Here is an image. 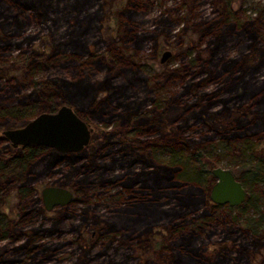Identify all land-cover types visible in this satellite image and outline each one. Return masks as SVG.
Here are the masks:
<instances>
[{
  "label": "trees",
  "instance_id": "16d2710c",
  "mask_svg": "<svg viewBox=\"0 0 264 264\" xmlns=\"http://www.w3.org/2000/svg\"><path fill=\"white\" fill-rule=\"evenodd\" d=\"M59 1L0 0V27L6 30L8 37L14 33L9 21L14 19L17 22L18 14L15 12L31 11L38 17L48 15ZM188 1L191 6L183 11L180 21L182 27L176 32L181 48L180 56L188 60L170 68L166 73H147L143 78L135 75L136 61L132 56L124 54L127 46L136 44L138 37L137 28L130 23V19L117 32V37L108 42L102 54L93 55L89 45L84 46V49L82 44L78 43L79 36L86 32L85 28L79 35L70 30L62 43L54 45V50L60 44L67 50L73 49L65 61L70 62L73 56L77 57V52L82 51V55L88 54L91 65L96 63L101 67L100 64H103V75L93 79L94 81L82 74L68 73L64 70V63L60 64L61 58L54 51L29 48L14 57L10 56L8 62L5 61L7 56L3 60L0 59V77L3 78V83L0 82V126H23L40 112H51L60 105L70 104L85 122L111 127L113 131H110V134L117 131L116 136L104 138L97 147L89 145L78 153H62L40 145L11 147V144L0 136V192L5 188L25 192L30 188L24 187L28 181L36 180L42 174L61 172L62 177L57 179L58 185L72 188L74 200L89 210L88 193L92 181L88 179V171L103 165L101 146L118 144L131 161H139L143 165L142 170L134 172L131 179L132 185L138 184L136 191H133L136 195L132 196L141 205L134 206L129 212H121L125 219L115 215L112 222L115 233L110 235L109 242L119 241L116 235L119 234L120 228L126 229L127 232L139 229L140 236H144L140 239L143 248L149 244L146 240L152 237L153 228L159 227L164 233L160 231L158 234L161 236L157 244L158 257L161 259L158 264L217 263L221 250L195 245L192 240L193 230L176 239L174 236L185 229L178 228L174 231L177 225L174 222L177 220L176 214L172 213L170 216L165 210L158 212L160 204L154 202L162 196L167 201L176 198L174 208L177 207L178 210L173 211L172 208V212H180L181 208L194 207L196 203L202 202L208 209L215 210L222 206L211 203L209 199L214 180L211 169L218 166L216 161L210 159V154L211 149L216 147L231 148L235 144L233 140H238L242 145L237 147L239 160H235L236 164L233 162V168H230L236 179L247 191L264 180V84L254 86L252 75L254 70L264 65V33L258 25V17H235L231 0H207L214 8V16L209 20H203L194 13L195 0H181L180 4L185 6ZM129 4L135 10L139 8L138 0H128L123 9H128ZM77 6L73 7L78 8ZM6 28L11 29L10 34ZM160 31L164 36L169 34L168 29L163 26ZM6 36L0 35V55L5 53L4 49L13 42ZM27 39L31 42L34 36H27ZM229 39H235L243 45L237 58H228L221 54L220 47ZM153 40L158 43L154 37ZM74 48L80 50L75 51ZM54 63L63 69L49 73L54 68ZM67 68L69 69L68 66ZM42 72L45 73L38 75ZM129 75L131 79H127ZM139 79L145 85L144 97L141 98L137 97L136 89L130 90L134 89L132 86ZM174 83L179 88L171 90L169 95L150 98L154 91ZM197 120L206 121L210 129L217 134L219 132L220 140L205 147L206 144L201 143L202 137L191 135L189 131ZM163 126L168 128L166 136L161 132ZM168 126L175 127L177 133ZM120 134H124L126 138L121 140ZM171 134L175 136H170ZM162 150L170 154L168 160L158 156L157 152ZM183 152H186V155L180 157ZM62 162L64 168L58 167ZM176 192H179V195ZM250 199L251 195L248 193L241 205L224 206L228 210L245 211L250 205ZM80 210L85 213L84 209ZM93 210L91 208L86 214V217L90 216L91 221L81 217L82 222L86 224L83 226V233L82 225H78V237H74L73 242L79 243L80 246L72 264H90L91 253L87 246L84 247V233L90 231L95 223L107 225V220L95 217ZM163 212L164 223L157 221L153 225V219L159 217L160 213L164 214ZM68 216L64 210L58 211L51 217L49 226L39 223L37 227L24 233L21 242L17 244L15 242L21 234L11 235L6 229L8 225L0 226V240L10 236L8 244L12 245L0 246V261L17 260L15 255L20 252L25 254L26 259L30 258L29 262L41 264L51 261L58 251L59 243H48L49 241L43 239L53 234H61V223ZM245 220L239 223L247 225L251 222L248 218ZM205 223L206 220L197 221L198 230ZM263 223L264 221L253 222L250 226L251 235L258 240L264 239ZM127 239L129 240L123 239L125 244L132 246L133 239ZM260 247H264V244ZM97 256L98 254L95 255ZM26 259L21 260L23 264H27ZM261 260V264H264V258ZM150 262L146 261L147 264H151ZM140 264H143V261Z\"/></svg>",
  "mask_w": 264,
  "mask_h": 264
},
{
  "label": "rangeland",
  "instance_id": "374dc122",
  "mask_svg": "<svg viewBox=\"0 0 264 264\" xmlns=\"http://www.w3.org/2000/svg\"><path fill=\"white\" fill-rule=\"evenodd\" d=\"M138 1L139 8L137 10L133 9L131 4H129L128 9H123L125 3L127 5L128 0H78V2H75V0H60L54 10H50L47 13L49 16L40 15L38 17L31 11L15 12L18 14L17 22L11 19L9 23H12V30L6 28L8 34L11 33L9 30L14 31L15 34L12 33L9 35L11 38H9V36H6V30L0 27V35L6 36L8 40L13 41L10 46L4 49L5 53L0 55V59L3 60L7 56L5 61L8 62L11 57L18 55L20 51H27L29 48L44 49L46 52L54 51L61 58L60 64L64 63V70H67L72 75L82 74L87 79L94 81L103 75V64H100L101 67L96 63L91 65V59L87 58L88 54L82 55V51L77 52L75 54L77 57L73 56V59L69 60L70 62L65 61V58L70 54V50L73 49L68 48L67 50L60 44L54 50V45L62 43L67 38V33H70V30L76 31L79 35L81 30L83 31L85 28L86 32L79 36L78 43L82 44L84 49H86L84 46L89 45L93 55L102 54L107 48L108 42L117 37V32L130 19V23L137 28L138 37L135 40L136 44L131 43V45L127 46L124 54L132 56V59L136 61L137 72L135 71V75L143 78L147 73H163L164 71L166 73L170 68L186 62L188 59L180 56L181 48L178 45L179 37L176 32L182 27L181 16L183 11L191 6L190 1L185 3V6L180 4L181 0ZM75 5H78V8L73 7ZM194 6V13L199 15L201 19L209 20L214 16V8L207 0H195ZM231 6L233 7V14L237 18L245 16L258 17V25L264 33V0H231ZM162 26L168 29V36H164L160 31ZM156 33L158 34L156 35ZM27 36H34V39L30 42ZM153 37L158 40V43L154 42ZM242 47L243 45L237 40L229 39L224 46L220 47V51L222 50V56L237 58ZM74 50L80 49L74 48ZM165 51H169L170 56L161 62L160 59ZM113 56H115V53ZM245 61L248 62L247 60ZM0 66L2 67L1 62ZM59 66L54 63V68L49 73H53L56 70L60 72L63 67ZM67 66L71 71H69ZM129 70L133 69L129 68ZM129 72L134 73L132 71ZM44 73L42 72L38 75H43ZM130 75L127 76V79H131ZM252 75L254 86L264 84V65L254 70ZM0 82L3 83V78L1 77ZM148 84L151 85V82ZM144 86V83L139 79L133 84L132 87L134 89L130 88V90L135 91L136 89L137 97L141 98L144 97ZM178 88L176 83L168 86L166 84L163 89L151 93L150 98H162L169 95L171 90ZM208 88H211V86H208ZM240 92L241 90L238 93ZM61 106L70 107L75 111L70 104L60 105L56 110ZM86 123L93 131L87 146L97 147L99 143L104 141V138L117 135V131L110 134V131H113L111 127H103V124ZM18 127L0 126V136L4 137L2 131ZM168 127H171L177 133L175 127ZM167 130V126H163L161 129V132L164 133L163 136L167 135L165 133ZM189 132L194 137H202L201 143H205V147H209L210 144L220 140L219 132L217 134L210 129L206 121L197 120L195 124H192ZM123 135L120 134L121 140L126 138ZM170 136L175 135L171 134ZM6 141L8 140L6 139ZM232 142L235 144L231 148L216 147L211 149L212 151L210 150V159L216 161L219 167L232 169L233 162L236 164L235 160H239L237 158L239 153L237 147L242 145L238 140H233ZM117 145L112 143L107 146H101L103 165L98 169L93 168L88 171V179L92 181L88 193L89 210L86 207H82V203L74 200V198V201L63 207L57 206L51 211L44 209L40 194L42 188L59 186L57 179L62 177L61 172H52L46 175L42 174L36 180L28 181L24 187L30 188L25 192H18L15 189L9 190L8 188L0 192V226L8 225L6 229L11 235L21 234L15 242L17 244L21 242L24 233L37 227L39 223H45L43 226H49L55 213L66 211L69 216L61 223V234H53L43 239V241H49L48 243L51 241L59 243L58 251L51 261L41 264H72L80 246L79 243L73 242L74 237H78V225H82L81 231L83 233V226L86 223L82 222L81 217L83 216L87 221H91L90 216L86 217V214L93 208V215L100 219H106L107 225L103 226L102 223H95L96 225H92L90 231L85 232L86 234L84 233V247L86 248L87 246L91 253L90 264H140L142 261L143 264H147L146 261L148 260L151 261V264H158L157 262L161 260L157 251V244L161 240V236L158 234L164 233L159 227L153 228L152 237L155 235V239L148 237L146 241H149V244L143 248L140 245V239L144 238V236H140L139 229L127 232L126 229L120 228L119 234L117 233L116 235L119 241L113 240L109 242L110 235L115 233L113 231L115 227H112L115 215L118 214L121 219H125L123 212H129V210L134 209V206L141 205L132 196L136 195L133 194V191H136L138 184L132 185L131 179L134 172L142 170L143 165L139 161H131L130 157ZM10 146L12 147V145ZM185 153L183 152L180 157L186 155ZM157 154L160 158L166 160L170 158V154L165 153L163 150L159 153L157 152ZM63 163H60L58 167L64 168L62 166ZM207 167L209 168L210 166ZM67 187L70 189L69 186L65 188ZM71 191L73 192V189ZM248 193H250L251 199L250 205L245 211L241 209L228 210L225 206H220L215 210L208 209L209 207L207 208V205L202 202L196 203L194 207L181 208L180 212H172V208L173 211L178 210L177 207L174 208L176 198H171L167 201L163 196L159 197L154 204H160L158 212L165 210L170 216L172 213L176 214L177 220L174 219V222L177 225L174 227V231L178 228L185 229L184 232L174 236L176 239L180 235L186 234L189 230H193L192 240L195 245H204L221 250L216 264H245V262H248V264H261L263 261L261 258H264V247H260V245L264 244V239L258 240L256 237L254 238L251 235L250 226L253 222L264 221V180L259 181L251 190L249 189ZM176 194L179 195V192H176ZM80 209H84L85 213L83 214ZM164 215L165 213H160L159 217L153 219V225L157 221L163 222ZM246 218L251 221L249 224L239 223L246 221ZM169 219L173 220L172 218ZM205 220L207 223L203 224V227L198 230L196 227L197 221L204 222ZM262 226H264V223ZM228 230L229 232H227ZM127 237L133 239L131 240L132 246L125 244L123 239L129 240ZM10 239L11 237L9 236L4 240H0V246L7 245ZM11 246V244H8V247ZM210 252L212 253L213 250ZM96 254H98L97 257H95ZM15 256L18 257L17 260L0 261V264H23L21 260L26 259L23 252ZM26 261L27 264H36L35 262H29L30 258L26 259Z\"/></svg>",
  "mask_w": 264,
  "mask_h": 264
},
{
  "label": "water",
  "instance_id": "95a60500",
  "mask_svg": "<svg viewBox=\"0 0 264 264\" xmlns=\"http://www.w3.org/2000/svg\"><path fill=\"white\" fill-rule=\"evenodd\" d=\"M169 56V51L163 52L160 61ZM92 132L70 107L61 106L55 111L38 114L21 127L6 129L2 135L12 147L40 145L62 153H78L88 145ZM211 174L214 178L209 191L211 203L236 207L245 201L248 191L230 169L217 166L211 169ZM40 194L47 211L65 206L73 199V192L62 186H46Z\"/></svg>",
  "mask_w": 264,
  "mask_h": 264
},
{
  "label": "flooded vegetation",
  "instance_id": "af4514ba",
  "mask_svg": "<svg viewBox=\"0 0 264 264\" xmlns=\"http://www.w3.org/2000/svg\"><path fill=\"white\" fill-rule=\"evenodd\" d=\"M214 182V181H213ZM64 187V186H63ZM68 188V187H67ZM69 189V188H68ZM70 190H72L71 188H70ZM73 194H74V192H73ZM74 198V197H73ZM72 201H73V199H72ZM226 205V204H225ZM222 206H224V205H222ZM63 207V206H62Z\"/></svg>",
  "mask_w": 264,
  "mask_h": 264
}]
</instances>
